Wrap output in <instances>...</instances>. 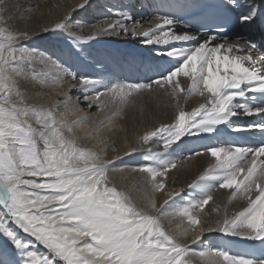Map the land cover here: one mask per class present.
I'll list each match as a JSON object with an SVG mask.
<instances>
[{
	"label": "snow or ice",
	"instance_id": "obj_1",
	"mask_svg": "<svg viewBox=\"0 0 264 264\" xmlns=\"http://www.w3.org/2000/svg\"><path fill=\"white\" fill-rule=\"evenodd\" d=\"M88 7L90 0H80L61 21L41 31L67 34L74 45L68 54L81 60L91 57L84 47L91 41L138 39L148 52L140 66L155 75L128 82L111 73L73 71L59 57L20 43L32 41L36 32L25 30L27 21L24 28L13 27V9L21 19L32 9L0 0V264H193V257L199 264H264V0H186L167 11L153 4L147 27L130 11L113 8L102 22L73 23L71 13ZM191 8L201 17L194 30L182 14ZM181 24L189 30L180 31ZM73 29L90 32L83 36ZM162 62L171 66L164 68ZM37 63L56 71L37 72ZM69 79V91L77 88V101L82 97L89 109L95 105L104 113L109 102L118 106L88 125L92 118L77 115L78 104L67 107L72 103L67 93L61 111L60 101L45 107L38 94L33 97L23 87L63 88ZM157 94L167 96L170 106L174 102L172 122L146 131L124 156L149 144L163 152L149 147L143 154L146 163L136 165L120 156L108 159L103 129L111 130L136 97ZM192 97L203 102L189 111L185 105ZM68 115L77 118L69 122ZM241 117L253 119L245 123ZM78 129L87 130L78 136ZM202 140L214 143L197 146ZM198 156L213 162L188 185L192 194L176 201L180 193L169 192L158 208L155 194L165 191L168 173L178 162ZM117 173L139 174L140 184L133 183V189L141 197L120 188ZM215 190H227V204L222 219L213 223L201 213ZM233 202L242 206L229 215ZM165 220L179 222L170 231ZM205 233L220 234L219 243H205ZM190 234L199 250L185 242ZM237 240L260 247L233 251Z\"/></svg>",
	"mask_w": 264,
	"mask_h": 264
},
{
	"label": "bare ground",
	"instance_id": "obj_2",
	"mask_svg": "<svg viewBox=\"0 0 264 264\" xmlns=\"http://www.w3.org/2000/svg\"><path fill=\"white\" fill-rule=\"evenodd\" d=\"M12 4H18L22 6L24 10L28 8L32 9V12L29 15H25L23 19H21L18 14L17 9H13L12 15L16 16V20L11 21L10 24L13 27H16L17 24L19 27H25V21H27V28L25 30L35 29L36 35L34 36L32 41H21L22 44H29L31 46L37 47L38 40H41V37L47 35L53 41L58 43L61 47L64 48V54L62 58L68 60L69 54L68 49L69 46H73L71 40L68 38L67 34L60 33H52L49 32L47 34L43 33L41 29L44 26H54V24L58 21H61L65 14L71 12V9L74 5L80 3V0H10ZM91 7L87 9H80L76 12H72V16L74 17L73 23L76 21H87V22H98L101 21L102 16H111V13L107 12L108 8L120 9L125 11H130L131 14L136 18L137 21L144 24L145 27L148 26V23L151 20L153 14V4L158 5V0H90ZM102 22V21H101ZM180 31L188 30L183 26H179ZM79 35L87 36L90 32V29H86L84 32H79L78 29H73ZM50 39V40H51ZM203 39V37H201ZM257 42L259 43V38H257ZM89 44L84 45L87 48L88 52L92 53V58L87 55L81 60L79 58L76 59V72L85 73L92 76H98L105 73H111L113 78L116 80L121 76H126L132 82H143L148 77L155 75L153 73L150 75V72H146L143 68H141V60L142 58L148 55L146 51V47L138 42V39H125V38H116V37H102L99 40L91 41ZM163 47V46H162ZM157 60H162V58L157 57ZM172 63H175L173 60ZM168 65L171 66L170 63L161 64L162 67ZM37 72H53L50 68L46 67L44 64L37 63L34 65ZM99 67L105 68L103 72L100 71ZM123 77V78H124ZM122 79V78H121ZM183 80V78H179ZM125 80V79H124ZM127 81V79H126ZM72 83L70 79L64 83L63 88L54 87L48 89H42L39 86H32L31 84H26L23 87L33 96L35 97L37 94L39 95V103L43 104L45 107L55 104V102L60 101V109L63 111L65 109V105L62 103L64 100V94L67 93L72 97V103L67 105L68 108H73L77 104L79 105L81 111L77 114H88L89 116H94L97 108L95 105L92 108H88L87 101H85L82 97L79 101H77V96H80L77 88H72L69 91V85ZM200 102H203L200 97H192L189 99L188 103L185 105L186 110H191L193 107L198 106ZM170 107V106H169ZM174 107V106H173ZM166 109V108H165ZM165 111V110H164ZM168 118L173 119L171 115V110H168ZM164 114V113H163ZM242 122H247L250 117H241ZM68 121L75 120V116L68 115ZM136 122H129V124L139 125L140 131L148 130L149 126H153L156 122L155 119H152L147 114H143L141 117H135ZM162 121V120H161ZM165 121V120H164ZM137 123V124H136ZM158 123V122H157ZM158 125V124H157ZM142 126V127H141ZM130 131H125V137L131 141V144H127V146H134L136 142H134V137L137 136L135 134L137 130L132 134H127ZM235 135V134H234ZM254 141L259 140L258 134L253 137ZM214 143V141L210 140H202L199 141L200 145H206ZM115 144L113 143V147ZM126 146V150H127ZM112 147V149H113ZM152 147L155 150L163 152V148H156V145L149 144L144 145L139 152L135 153L136 157L128 160V164L136 165L146 163L143 160V154L147 152L148 148ZM115 148L117 151L114 152H125L126 150L119 149L116 145ZM112 154V153H111ZM213 162L211 157L208 156H198L192 159H184L183 161L178 162L177 167L168 173L170 177L166 182L165 192H158L155 194L156 204L159 208L165 199L169 198L168 193H176L180 192V197L176 199V201H181V197L188 198L192 194V190L188 188V185L196 181L199 176L205 171L206 168ZM124 180L126 182H124ZM133 183L139 185L140 184V175L139 174H130L125 175L123 178V182H119L120 186L127 192H129L134 198L141 197L142 193L139 189H133ZM224 194V198H227V190H219ZM219 192V193H221ZM185 193V194H183ZM222 194V195H223ZM221 195V196H222ZM179 196V195H178ZM223 197V196H222ZM223 198V199H224ZM139 203H142V200L138 199ZM225 202V201H224ZM212 203V202H211ZM242 206V202H233V204L228 205V210L232 213L237 208L238 210ZM204 214V213H203ZM205 220H210L207 214L203 215ZM166 227L169 228L170 231L175 230V223L171 225L168 224L167 220H165ZM205 227L207 225L205 224ZM207 234V233H205ZM193 240V239H191ZM187 244H191L188 238L185 241ZM245 244V250L243 252L249 251L252 247L259 248V243L255 245L252 242L243 241ZM242 244V243H241ZM42 248V246H41ZM197 250V248H192ZM195 259H198L194 257ZM199 261V260H197Z\"/></svg>",
	"mask_w": 264,
	"mask_h": 264
},
{
	"label": "rangeland",
	"instance_id": "obj_3",
	"mask_svg": "<svg viewBox=\"0 0 264 264\" xmlns=\"http://www.w3.org/2000/svg\"><path fill=\"white\" fill-rule=\"evenodd\" d=\"M50 39H48V40H43V39L38 40V44H37L38 46L37 47H39L42 51L53 55L54 58L59 57V59L66 66H69L71 70L75 71L76 67H77V64H76L77 57L69 55L68 60L64 61V59L62 58V55L64 54V48L61 47L58 43H56L52 39L51 40ZM91 58H92V55H91ZM99 69H100L101 72H103L105 70V68H103V67H99ZM35 70H36V68H35ZM51 70L54 71V72L56 71L55 69H51ZM123 77L124 76H121L117 80L118 81H126V79H127L128 82H132L126 76L124 78ZM70 95H72V93ZM117 106L118 105H114L111 102H109L108 108L105 110L104 113H99L98 111H96L94 116H90L92 119L87 121L86 123L88 125H94L95 123L99 122V120L103 119L112 110H114ZM141 106L144 107V112L143 113H141V111H140ZM169 106H170L169 105V98L167 96H164V95L157 94L155 97H149L147 95H145L143 97H136L134 102L129 103L124 108L122 118H117L114 121L112 129L109 130L106 127V128L103 129V131L101 133L102 136H105V137L109 138L108 150H107V158L108 159H113V158H115L117 156H120V157H123V161H126L128 163V162H130L128 160L132 159L133 157H136L135 154L133 156H130V157L129 156H124V152L123 151L122 152H114L112 150L113 143L115 144V146L117 145L119 147V149L126 150L127 144H131V141L128 140L125 137V135H126L125 131L129 130L130 132L127 133V134H131V133L133 134L137 130V132L135 133V134H137V136L134 137V142H135V141L138 140V138L142 137L145 134L146 131L152 130L155 127H158L160 124H165V123L172 122V119L168 118V112L167 111L171 110V115L174 116V113H175V107H173L174 106V102L172 103V106H170V107ZM143 114L149 115L151 120L152 119L156 120L155 124L153 126L150 125L148 130H146L145 132L144 131L143 132L140 131L141 128H140L139 125H135V124L134 125L133 124L130 125L129 124V122H132V121H134V123H135L136 122L135 117H141ZM77 115H84V114H77ZM76 118H77V116H75V119ZM69 122H71V121H69ZM86 130L87 129H85V130H79L78 129L77 130V135L78 136H83L84 135V131H86ZM82 143L86 144L89 147H98L94 140H84V141H82ZM116 163L119 165V164L122 163V161L121 160H116ZM126 175H128V174H126ZM123 178H124V176L122 177L119 173L115 174V176H114V181L120 188H122V187L120 186L119 182L120 183L123 182ZM124 182H126V181L124 180ZM219 192H221V191L215 190L213 192V200L210 201L209 204L205 207L204 214L201 213L202 216L207 214L209 217H211L210 220L213 223H215L217 220L222 219L224 206L227 204V198L225 199L224 198V194L222 192L221 193H219ZM157 194L158 193H156V195ZM183 194H185V193H183ZM179 197H180V195L179 196H174V199L176 200ZM167 199H169V198H167ZM217 207L220 208V212L219 213L213 211V209H215ZM237 210L238 209L236 208L235 211H237ZM228 213H229V215L232 214V212L230 210H228ZM178 222H179L178 220L173 221V223H175V224L178 223ZM184 226H186V224ZM219 235L220 234H217V233H207V234L204 235L203 239H204L205 243H207L208 240H211L213 243H219V240L217 239V237ZM193 237H194V234H190L187 238H188L189 241H193V240H191V239H193ZM190 243H191L190 244L191 248H197V250H199L200 247H201L200 244H198V243H193V242H190ZM231 247H232L233 251H237V252H243L245 250V244H244L243 241H240V240H237L236 243L233 244ZM197 260L198 259H195L193 257V264H199V261H197Z\"/></svg>",
	"mask_w": 264,
	"mask_h": 264
}]
</instances>
